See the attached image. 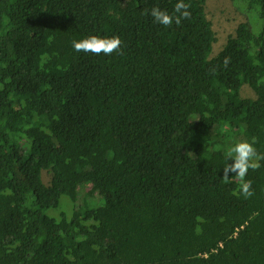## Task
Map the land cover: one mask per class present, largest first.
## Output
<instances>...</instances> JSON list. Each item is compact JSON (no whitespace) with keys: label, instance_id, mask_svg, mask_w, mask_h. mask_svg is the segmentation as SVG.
I'll list each match as a JSON object with an SVG mask.
<instances>
[{"label":"trees","instance_id":"1","mask_svg":"<svg viewBox=\"0 0 264 264\" xmlns=\"http://www.w3.org/2000/svg\"><path fill=\"white\" fill-rule=\"evenodd\" d=\"M233 1L263 26L239 24L211 57L206 0L170 27L144 11L174 15L177 0H0V264H156L158 240L197 247L192 264H236L245 235L244 264H264L250 220L264 161L251 198L222 180L235 143L264 153V0ZM90 36H119L122 54L76 52Z\"/></svg>","mask_w":264,"mask_h":264},{"label":"rangeland","instance_id":"2","mask_svg":"<svg viewBox=\"0 0 264 264\" xmlns=\"http://www.w3.org/2000/svg\"><path fill=\"white\" fill-rule=\"evenodd\" d=\"M243 2L244 9H250L248 7L247 0H238ZM206 12L208 19L212 22L214 31L216 33L217 42L213 45V53L211 57H215L218 55L220 51L225 47L228 38L230 36L235 35L236 28L239 24L243 22H248L252 28L254 33H259L262 26L263 21L260 19L258 12H254L252 9L247 14L242 12L234 3L233 0H206ZM242 96L244 98H256L254 91L247 85L243 86ZM44 181L48 184L51 180V175L47 172L43 173ZM251 222L255 225L254 228L264 229V204H257V207L254 209V213L251 217ZM174 240V239H172ZM156 246V247H155ZM153 249H150L146 256L151 257V259H159L163 260L169 255V252H173L171 249L174 248V245L169 241H165L161 243L158 240L157 245H155ZM230 251L227 255V259L232 261V257L234 259V253L237 251L238 258H236V264H244V261L252 254L254 251V242L251 236L245 235L239 237L236 240L234 246L229 247ZM176 252H173L174 255L169 258L174 261L176 264H192L190 263L191 253L195 250L198 251V248L190 249V251L179 250L176 249ZM190 254V255H189ZM232 255V257H231ZM208 257V256H206ZM157 261V262H158ZM180 261V263H178ZM156 262V264H157ZM148 262H143L142 264H146ZM214 264L213 262H210Z\"/></svg>","mask_w":264,"mask_h":264},{"label":"clouds","instance_id":"3","mask_svg":"<svg viewBox=\"0 0 264 264\" xmlns=\"http://www.w3.org/2000/svg\"><path fill=\"white\" fill-rule=\"evenodd\" d=\"M190 4L185 3V0H177L174 6V15L169 14L166 10H162L159 6H155L150 10L144 11V15H151L155 23L170 27L173 22L179 25L183 19H190L189 11ZM122 40L119 36L112 38H100L90 36L82 40H73L72 46L76 52L92 53L94 55H112L113 53L122 54ZM230 63V57H225L224 67L227 68ZM215 71V70H213ZM257 138L252 137L251 141H240L234 146L228 148L225 153L226 161L233 160L234 163L228 162L224 166L223 181L231 183L233 178L239 181V194L244 198H251L254 195L252 189V181L246 179L249 170H258L261 167L260 161H264V153L257 151L255 144ZM235 174L232 179H229V174Z\"/></svg>","mask_w":264,"mask_h":264}]
</instances>
